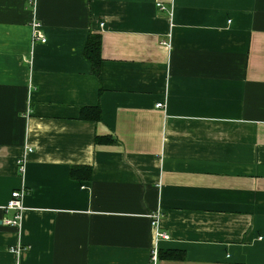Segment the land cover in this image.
<instances>
[{"label": "crops", "instance_id": "crops-1", "mask_svg": "<svg viewBox=\"0 0 264 264\" xmlns=\"http://www.w3.org/2000/svg\"><path fill=\"white\" fill-rule=\"evenodd\" d=\"M30 1L0 0V264H147L155 212L158 264H264V0Z\"/></svg>", "mask_w": 264, "mask_h": 264}, {"label": "built area", "instance_id": "built-area-1", "mask_svg": "<svg viewBox=\"0 0 264 264\" xmlns=\"http://www.w3.org/2000/svg\"><path fill=\"white\" fill-rule=\"evenodd\" d=\"M29 3H34V0H31ZM157 5L160 9H165L166 7L162 2H157ZM42 23L39 20L33 19L31 23V32L32 37L37 40L40 39L41 41H45L46 37L39 32L41 29ZM156 106H164V103L162 101H158L156 103ZM31 151V148L28 147L26 152ZM17 164L19 168V172L23 173L24 171V164H25V155L17 159ZM26 193V187L25 185L21 184L18 187L13 188L10 191V196L6 202V208L12 209L13 214L9 217H6L4 219V222H6L9 225L15 226L17 228L20 227L21 224V218L24 211V205H23V196ZM151 217V226H152V237H153V244L151 247L150 257L147 264H158L159 259V252H158V241L160 238L167 237L168 234L166 231L160 229L159 227V212L152 213L150 215ZM14 251H19L20 247L16 246L12 248ZM18 264V263H17Z\"/></svg>", "mask_w": 264, "mask_h": 264}, {"label": "trees", "instance_id": "trees-1", "mask_svg": "<svg viewBox=\"0 0 264 264\" xmlns=\"http://www.w3.org/2000/svg\"><path fill=\"white\" fill-rule=\"evenodd\" d=\"M99 46H100V40L95 34H90L87 38L86 45L84 48V54L85 57L90 61L91 63V69L94 73H98L99 69V62H100V55H99ZM96 111L95 118L97 120H100V112L99 107L95 106L93 107Z\"/></svg>", "mask_w": 264, "mask_h": 264}]
</instances>
